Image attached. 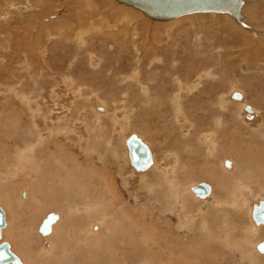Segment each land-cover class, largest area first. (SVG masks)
<instances>
[{"label": "bare ground", "instance_id": "1", "mask_svg": "<svg viewBox=\"0 0 264 264\" xmlns=\"http://www.w3.org/2000/svg\"><path fill=\"white\" fill-rule=\"evenodd\" d=\"M90 2L89 4L92 5V2L91 3ZM90 5H87L88 8L90 7ZM18 6L20 7L22 6V4ZM243 7H244V2L241 8V11L243 10ZM118 8L120 7L118 6ZM17 9H20V8H17ZM30 9H26V10H29L30 12ZM96 9L98 8L96 7ZM14 10L16 9L14 8ZM20 10L22 11V9ZM32 11L34 10L32 9ZM29 14L32 15V13H29ZM114 14L117 16L118 19H122L123 23L122 22L121 23H122V26L124 24L125 32H128L130 28L133 30L136 28L137 23L135 22L136 23L135 24L131 19H129L130 17H128V15H126L125 13L122 14V13L116 12ZM9 15H12V13L11 14L9 13ZM223 15H226V14H223ZM255 15H257V13H255ZM13 18H12V21H13ZM111 18H113V14ZM2 20L0 22H2ZM20 20L22 21V19ZM256 21L264 25L262 16L256 18ZM4 24H5V21H4ZM228 26L230 25L228 24ZM247 26H249L250 28V25H247ZM7 27L5 28L7 29ZM14 27H16V24ZM118 30L120 31V29ZM236 33L238 32L236 31ZM250 33L251 34L249 35L251 37L249 36L250 37L249 39L250 44H248L249 47L247 48L244 47L246 48L245 51L247 52L246 53H243L244 51L242 52L243 53L242 60L244 61L242 65L243 67L246 66V68L248 66L255 67L257 65L259 67H262V65H264V60H261L260 58H261V55L264 54L263 53L264 48H261V46L256 43L257 42L256 37L259 38L258 36L259 33L257 32L256 29H251ZM29 35H31V33L26 32L24 35H22V37H19L20 41H22V45L28 43ZM243 36H242V39H243ZM169 38H170V35H169ZM15 40L17 39L15 38ZM152 40L156 41L157 47L160 45L162 46L159 39L156 40L155 38H152ZM247 40L248 39H246V41L243 42V40L240 41L236 37V39L230 41L229 46H228L227 41L225 42L223 47L222 46L219 47L218 46L219 44L216 45L217 49L219 47L221 51H218V53H215V55L214 54L212 56L210 55L211 59L214 62L215 60L218 61L221 58V57L219 58L218 55L222 54L223 60L224 59L228 60L229 59L228 57L230 56L229 54L232 55L235 53V51L232 49H229V47L236 45L238 46L237 48L238 50L242 46L247 45ZM167 42H169V40ZM174 42H171L170 45H174ZM11 49L12 48L10 47V50ZM161 51L165 52L166 55L171 53L170 57L172 58L176 50L173 51L171 48V51L168 52L165 49L161 48L158 51H153L152 54H154L155 57H157L156 59L158 61H160V57L158 58V56L161 54ZM200 51L201 50H199V52ZM238 51H241V49ZM148 52H149L148 50H146L145 53L143 52L144 53L143 57L144 56L147 57ZM238 55L239 54L235 55L237 60L234 59L233 61L232 59H230L228 60V62L230 64H234L235 62L237 64L240 63L241 58L238 57ZM3 57L6 60L7 56L5 57V55H3ZM189 57L190 58H188L187 56L189 61L193 62L191 56ZM182 58H183V55H182ZM177 60H179L178 56H177L176 62ZM223 60H221V63H223ZM182 61L184 62V60ZM26 64L28 65V63ZM259 64H262V65H259ZM202 66H203V63L202 64L199 63V66L197 64L196 67L198 69L200 67L201 70L205 68L206 70L207 67L205 65L203 67ZM180 68H181L180 64L175 65L172 62V64H170L169 69L166 68V70L165 69L162 70L164 71V75L166 77H169L168 79L172 77V79L176 80V84L174 86H176L177 88L174 89L175 90L174 92L172 91L169 92L170 90H167V89H170V88H168L166 84L162 85L163 87L162 86L157 87L158 88L157 91L156 89H152L155 87L154 85H153L154 87L152 88L147 87L141 90L144 96L143 101L146 100L148 104V108L151 107V105L149 106V104L153 102V100H156L157 102H156V108L154 109L150 108V110L155 114L150 115L148 114L149 113L148 112L147 114L145 113L142 116V118L138 117L137 121H139L140 123L143 122V125L145 127H143V125L141 124H135V126H137L138 127L137 129L141 132V134L143 133L144 135L147 136V138H150L149 137L150 133L151 135L154 134L150 132L151 129L152 131H156L157 129L161 127V129H164L163 130L164 133H166L168 132V129H165V128L168 126L166 124L167 117L165 115L166 114L165 112L167 111V109H171L172 115L170 117L171 121L169 125L172 126L173 128L180 127L181 128L180 131L184 130L186 132L184 136V139L187 138V141H185L186 145L188 144L189 146H193L191 144L192 141L190 139L188 140V138L189 137L191 138V136H194L198 144V148L193 149L194 146L193 147L187 146V148H184V149L178 148L179 150L176 149V151H174L173 153L171 152L173 155V160H172V164L170 163L171 165L167 167V169H169L168 175L164 169L160 170L159 166L161 167L162 165H158L152 153H151L152 163L146 170L135 171L133 168H131L135 171L137 175H139L138 176L139 182L136 183L138 185L136 184L135 185L139 187L140 191L144 188L148 190V191L144 190L147 193L151 191V193L149 192L150 196L145 199V202L138 206L137 205L132 206L128 202L129 198H132L134 201H138V195L130 194V192L133 191L132 188L134 186L131 187V185H129L131 182V178L129 179L130 182H128V178H127L128 176L127 177L125 176L126 174L123 172V170L116 172L117 175L114 174V172L113 173L110 172L109 169L102 170L101 168H97V166H94L93 160H91L90 158H87L89 159L87 160L88 162L86 161L87 164L84 161L82 162V165L84 166L83 168L81 166V162L77 160V156H73V154L71 156L69 154V151L66 149L65 145L62 143V139H66V136L69 135L66 133L68 130L65 129L67 126L64 125L65 121L63 120V115H64L63 113H66V110L64 107L65 103L63 102L56 103V105H58L61 112L59 113V115H56L57 117H55V119L58 122V124H60V126L56 125L54 129H48V128L47 129L46 128L45 129H35L36 128L34 126L35 124L32 123V120L34 118L33 116H31L32 120L29 121L28 123L29 125L27 126V128L22 129L23 126H19L17 124V119L14 118L15 113L12 114L14 111H11L10 109H8L7 106L5 107L4 104L3 105L0 104L1 105L0 123L1 125H4L5 127L3 131L1 130V136H0V204L2 205V207H0V244L6 243L3 239L10 238L12 244L9 245L8 243H6L8 245V250L15 256L16 254H14L12 247L17 251V253L20 256L19 258L21 260L20 261L19 258L16 256L19 264H214V262L217 260L216 258H218L216 257L217 254L220 255L219 250L222 249L221 247L223 243L220 240L226 239L230 241L231 246L233 244H237L236 243L237 241L229 240V238L231 237L232 231L231 232L228 230L219 231V229H221L220 226H223V228L227 227V223L224 221L225 217L220 216V214H214L212 216L203 217L207 211L203 210L201 206L196 209L194 207L195 205L193 206V203L194 202L195 203L196 202L197 203L206 202L207 204H209V202H211L212 199L215 197L214 188L218 190L220 189L219 191H221V194L219 197L223 199V200L218 199L219 201H216L217 205H223V204L225 205L230 202L232 207L233 206L237 207V204H238L236 202L237 201L236 198H237L239 204H242L243 206H247V212L245 213L248 215L251 213V208H252L251 206L253 203H258V201H264V126L261 124L259 128L250 129L249 131H247L246 129L247 124L241 120V113H240V109L241 108L244 109V107H246V105H243L244 97H245L243 96L244 93L242 94L241 92L231 91V90L227 92L226 90L222 89L223 85L218 82L217 85L215 86L209 85L210 86L209 93H211V96L208 93L210 97H214L213 102L216 106L215 111L220 115V116H215L214 114V116L212 117L214 120L215 118H217L215 120L217 127L216 129L209 128L205 132H198L199 128L197 127L200 126V124L194 120L189 119L190 117H188V112L186 111L184 100L183 102L182 101L180 102V100L183 97H185V93H184V96H182L179 90H181L180 89L181 87L187 88L189 90L197 89L196 91L194 92L191 91L190 93H197V96H200V94H202L203 92L197 87L200 84L199 78L201 76L199 78L197 77L198 78L197 80L195 78V80L192 82L190 86L189 85L185 86L183 84L184 77L191 75V72L192 73L195 71L197 72L198 69L194 68L193 65L189 66L188 69H190V71L189 70H188L189 72L186 71L183 74L185 76L179 80V77L182 75L181 73L179 74V72L177 71H180ZM166 71H169V72H166ZM207 71L205 72L202 71L203 72L201 74L202 78L203 76H205L206 78L208 75H210V77L213 78L215 74H217V71L215 70H213V72H211L210 70H207ZM48 73H50V71ZM254 73H253V76H258V72L257 73L254 72ZM222 76L223 78L221 81L224 84H226V82L228 81L227 79L228 77L226 76V78H224L225 77L224 73H222ZM253 76L245 80L242 79L243 81H245V85H246V86L244 85L242 88L243 89L246 88L247 91L249 92L250 88L253 85H255L256 90L254 91V93H256L257 95L258 90H263V85H261L262 83L259 80H257L256 78H253ZM260 76L262 75L260 74ZM150 77H152L151 74H150ZM230 84L232 86L233 82ZM152 90H154V93L152 92L153 94H151ZM234 92L239 93L241 96L240 99H238L237 101H234L233 98H231ZM140 96H142V94ZM197 96L190 95L188 96L187 99H190L192 97L191 100L196 101ZM210 97H209V100H210ZM8 99H9V96H8ZM19 99L21 100V98ZM18 102L21 103V101H18ZM93 103L94 105L98 104L96 103L95 100H93ZM13 105L14 104H12V107H14ZM2 106H4L6 110L2 109L3 108ZM153 107H155V105ZM142 111L143 110H141V112ZM182 111L183 112L186 111V113L185 112L182 113ZM31 112L32 111H30V113ZM51 112L50 114H52ZM250 112L254 113L255 110L251 109ZM224 114H227L230 117V122L227 123L228 125L226 124L225 128H222L223 127L222 123H224L222 122V116ZM148 116L152 118L151 121H148L149 119ZM95 119H96V116H95ZM125 120L127 119L125 118ZM263 120L264 119H262V121ZM54 121L55 120H53V122ZM25 123H27V120ZM196 125L198 126L196 127ZM229 125H231L230 129L227 128V126ZM164 126L165 128H163ZM241 127L242 128L246 127V128L240 129ZM175 130L177 129H174V131ZM190 130H191V134H190ZM137 137L141 139L142 142L147 144L140 135H137ZM125 139H124L123 145H125ZM255 139H257L256 142H254ZM262 143H263V146L261 148L258 147L259 145H256V144H262ZM124 147L126 149V151L125 150L124 151L126 152V156H127L128 151H127L126 146ZM86 153H87V157L89 156L91 158L93 157L92 152L88 151ZM260 153H262V155ZM182 154H184V157L186 159L185 164L179 163L181 161L180 155ZM185 154H187V156ZM166 156L167 155H165V157ZM189 157H194L195 159L199 157L203 159L202 164L198 166V168H200L199 171L194 172L195 165L192 167ZM226 157H230V158L232 157L233 158L232 162L230 160H226L223 162V160ZM96 159L99 160L98 158ZM127 160H128V163L125 162V160L123 161L125 162V164L127 163L130 165L128 158ZM226 162H228L229 167H226L225 165ZM85 164L88 166L85 167ZM155 169L157 170L158 173L159 172L161 173L160 185L162 188H157L158 186L157 183H158L159 178L155 180L157 183H153V185H152V182H150L151 180L150 177L145 178L147 180L144 179V177L146 176L145 172H147L148 170L153 171ZM129 173L132 176L131 172ZM114 175H116L117 177ZM194 177H199L202 179L206 177L208 178L207 180L210 179L213 183V185L204 183L208 185L209 193L203 198L195 196V197H198L200 200L195 198L194 196H191L190 191H189L191 190V187H194L196 185L187 186V184L190 183L191 180L194 179ZM13 180L14 181L16 180L18 182L17 186L11 184L13 183ZM118 180L122 181L121 185L118 184ZM149 186H151L152 188H150ZM137 187L134 190L135 193L138 189ZM10 188L12 190H10ZM255 190H257L258 192L257 191L256 192L260 193L261 196L263 197L257 198V199L255 198L254 201L252 200L250 204H247L245 197L249 195L250 193L254 192ZM52 207L59 208L60 214L52 212V213L43 215V212L45 210L52 208ZM176 208L179 211H181V214H180L179 222L177 223V225L175 226L176 228H175L171 224V222H169V220L167 221L166 216L167 215L174 216ZM8 215L10 216L9 218H8ZM40 215L41 217H39ZM48 215H54L56 218L50 224V231H49L48 236H43L39 232V226L43 223V221L48 219ZM198 215H202L203 218L201 217L202 219L200 218L201 220H199V222L198 221L196 222ZM249 219L251 221H248V222L253 223V224L251 223V225H253L251 226V228L254 231L251 232L250 230V233L243 232L240 238L242 239L243 236L245 237L246 234L250 235L251 233L256 238H259V237L264 238V224H260V225H263L262 228L257 227L260 225H255L251 217ZM92 224L97 226L96 230H92L91 228V226H93ZM181 231H186L187 235H180ZM2 240L3 242H1ZM243 242L245 243L246 241L244 240ZM257 243L259 242H255V243L250 242L247 248L250 253L252 252V256L254 257L253 258L254 264H264V258H263L264 256L258 257V255L261 256L262 253H259L256 250ZM244 245L246 246V244H242L240 246L233 245V248L240 249L241 255H243L244 254L243 249L245 248ZM229 248H226L225 246L226 250ZM253 249H255L256 252L253 251ZM227 251L231 252V250H227ZM244 261L246 260L244 259ZM6 264H12V263L8 262Z\"/></svg>", "mask_w": 264, "mask_h": 264}, {"label": "rangeland", "instance_id": "2", "mask_svg": "<svg viewBox=\"0 0 264 264\" xmlns=\"http://www.w3.org/2000/svg\"><path fill=\"white\" fill-rule=\"evenodd\" d=\"M88 1L89 2L91 1L92 5H90ZM88 1L87 0H25V1L0 0V9L3 7L0 11V16H2L0 17V21L2 19L5 21V24L3 20L2 22H0V58H1L0 60H2L0 61V104L1 105L4 104L5 107L7 106L8 109L14 111L12 114L15 113L14 118L17 119V124L19 126H23L22 129L27 128V126L29 125L28 124L29 121L32 120L31 116L34 117L33 118L34 121L32 120V123L35 124L34 125L36 127V128L34 127L35 129H45V128L54 129L56 125L60 126V124H58V122L55 119V117H57L56 115H59V113L61 112L58 105H56V103L59 102L65 103L64 107L66 113H63L64 114L63 120L65 121L64 125L67 126L65 129L68 130V131L66 130L67 131L66 133L69 135L66 136V139H62V143L69 151V154L71 156L72 154L73 156H77V160L81 162V166L83 168L84 166L82 165V162L84 161L87 164L88 162L87 160H89L87 158H90L91 160H93L94 166H97V168H101L102 170L109 169V171L112 173L114 172V174H116V172L123 170V172L126 174L125 176L126 177L128 176L127 177L128 182H130L129 179L131 178L132 183L130 182L129 185H131V187L134 186L133 187L134 189L132 188L133 191H131L130 194L138 195V201H134L132 198H129L128 202L132 206L134 205L138 206L145 202V199L150 196L151 191H149L150 193L149 192L147 193L146 191L148 190H146V188L140 191L139 187L136 186L138 185L136 183L139 182L138 181L139 175H137L135 171L131 169L132 167L129 164H127L128 160L125 152L126 149L123 143H124V139L127 137L128 134H137L144 139V141L147 143L146 145L150 148L155 161H157L158 165H162L161 167L159 166L160 170L164 169L167 175L169 172V169H167V167H169V165L172 164V160H173L172 153L176 151V149L178 148L184 149L187 148V146L188 147L194 146L193 149L198 148V144L194 136L188 138V140L190 139L192 141L191 144L193 146H189L188 144L186 145L185 141H187V138L184 139L186 132L184 130L180 131L181 130L180 127L173 128L172 126L169 125L171 121L170 117L172 115L171 109H167L166 112L163 111L166 113L165 115L167 117L166 124L168 127L166 128L165 126L163 127L165 129H168V132L166 133H164L163 131L164 129H161V127L157 129L158 131L157 130L152 131L151 129L150 132L154 134L151 135L150 133L149 135L150 138H147V136L144 135L143 133L141 134V132L137 129L138 127L135 126V124L143 125V122L140 123L139 121H137L138 117L142 118V116L145 113L147 114L148 112H149L148 114L150 115L155 114L150 110V108L151 109L156 108L157 101L153 100V102L149 104V106L151 105V107L148 108V104L146 100L143 101L144 96L141 91L142 89H145L147 87L152 88L155 86L152 89H156L157 91L158 90L157 87L162 86L164 84H166V86L170 88L167 89L170 90L169 92L171 91L174 92L175 91L174 89L177 88L176 86H174L176 84V80L172 79V77L168 79L169 77H166L164 75V71H162L164 69L166 70V68L169 69L170 64H172V62L175 65L177 64L181 65L180 71H177L179 72V74L181 73L182 75L179 77V80L185 76L183 74L186 71L188 70L190 71V69H188L189 66L193 65L194 68H197L196 67L197 64L199 66V63L201 64L203 63V66L205 65L207 67L206 70L205 68L201 70V68L199 67L200 70L197 68L198 69L197 72L196 71L193 73L191 72V75L184 77L183 79L184 81L183 84L185 86L186 85L190 86L192 82L195 80V78L197 80L201 76L199 78L200 84L197 87L203 92L202 94H200V96H197V93H190L191 91L194 92L197 89L189 90L187 88L181 87L180 88L181 90H179L182 96H184L185 93V97H183L180 100V102L181 101L183 102L184 100L185 108L186 111L188 112V117H190L189 119L194 120L200 124V126L196 125V127L198 126L197 128H199L198 132H205L209 128L216 129L217 127L215 122L217 118H215L214 120L212 117L214 116V114L215 116H220V115L215 111L216 106L213 102L214 97H210L211 93H209V90L211 85L215 86L217 85L218 82L223 85L222 89L226 90L227 92L231 90V91L241 92L242 94L244 93L243 96L245 97H244L243 105L249 106L251 109L255 110L254 113H251L244 111L245 109L243 108L240 109L241 120L247 124V128L245 127L247 131H249L250 129H257L260 127L261 124L264 126V120L262 121V119H264V115H263L264 65L259 64L262 65V67H259L257 65L255 67L248 66L247 68L246 66L243 67L242 65L244 63V61L242 60V55L243 53L247 52L245 50L247 47H249L248 44H250L249 39L251 36L249 34H251L250 33L251 29L257 30V32L259 33L258 35L259 38L256 37L257 38L256 43L259 44L261 48H264V43H263L264 25L256 21V18L260 16H262L264 21V0H243L244 7L243 10L241 11L242 20L243 22H245V24L250 25L251 29L249 30L235 23L233 19L228 15H223V14H213V13L192 14L184 17H179L173 20H169L166 22H156L148 19L141 12L137 10L134 9L130 10V8L126 6L116 4L113 0H88ZM20 2L22 6L19 7L18 5H21ZM87 5H90L91 8L90 7L88 8ZM118 6L121 9L118 8ZM16 7L22 9L23 12L20 9H17ZM96 7L98 9H96ZM14 8L16 10H14ZM26 9H30V12L29 10ZM32 9L34 11H32ZM116 12L122 14L125 13L126 15H128V17H130L129 19H131L134 23L135 22L137 23V26L135 25L136 28L134 30L130 28L128 32H125L124 24L122 26L123 21L122 19L117 18V16L114 14ZM9 13L10 14L12 13V15H9ZM29 13H32L33 16L30 15ZM255 13H257V15H255ZM112 14H113V18H111ZM68 15L69 16L71 15L72 17L71 16L69 17ZM28 17L30 18V20ZM107 17L110 18L108 19ZM20 19H22V21ZM14 23L16 24V27H14L15 26ZM227 23L230 26H228ZM5 27H7V29ZM118 29H120V31ZM29 30L32 32H30ZM236 31L238 33H236ZM26 32L31 33V35H29L30 41L28 39V43L22 45V41H20L19 37H22V35H24ZM168 34L170 35V38ZM236 37L240 41L243 40V42H245L246 39H248L247 40L248 46L244 45L238 49V50L241 49V51L237 50L238 46L236 45H233L234 47L233 46L229 47V49L234 50L235 53L232 55L229 54L230 56L228 57L229 58L228 60L230 59H232L233 61L234 59L237 60L235 55L239 54L238 57L241 58V62L238 63L239 65L236 62H235L236 64L234 63L235 65L230 64L227 59L223 60L222 54L218 55L219 58L221 57L220 60H218L219 62L217 60H215L214 62L211 59V56L213 54L215 55V53H218V51H221L219 47L221 46L223 47L226 41L229 46L230 41L236 39ZM15 38L17 40H15ZM152 38H155L156 40L159 39L162 46L160 45L157 47L156 41L152 40ZM168 40L169 42H167ZM171 42H174V45H170ZM216 45L219 46L218 49ZM10 47L12 48L11 50ZM161 48L165 49L168 52L171 51V48L173 51L174 50L176 51L174 52L172 58L170 57L171 53L166 55L165 52L161 51V54L158 56V58L160 57V61H158L156 59L157 57H155V55L152 53L153 51H158ZM31 50L33 53L31 52ZM142 50L144 53L146 50L149 51L147 57L145 56L143 57L144 53L142 52ZM199 50L201 51L199 52ZM7 52H9L10 55ZM263 53H264V49H263ZM2 54L5 55V57L7 56L6 60ZM177 56L179 60H177L176 62ZM187 56L188 58H190L189 56H191L193 62L189 61ZM180 59L184 60V62ZM260 59L264 60V54L261 55ZM221 60H223V63H221ZM26 63H28V65ZM41 64H43L44 66ZM207 70H210L211 72L215 70L217 71V74H215L213 78L210 77V75H208L206 78L205 76H203L202 78L201 74ZM49 71L50 73H48ZM254 72L256 73L258 72V76H253ZM222 73H224L225 75L224 78H226V76L228 77L227 78L228 81L226 82V84H224L221 81L223 78ZM150 74L152 77H150ZM260 74L262 76H260ZM252 76L253 78L259 80L262 83L261 85H263V90H258L257 95L256 93H254V91L256 90L255 85L252 86L253 88L252 87L250 88L249 92L247 91L246 88L245 89L242 88L245 85V81L243 80L248 79L249 77ZM232 82L233 84L231 86L230 83ZM152 92L154 93V90L151 91V94H153ZM140 93L142 94L143 98L142 96H140L141 95ZM208 93L210 94V96L208 95ZM190 95L197 96L196 101L191 100L192 97L190 99H187L188 96ZM8 96L9 99L11 98L10 99L11 101L8 99ZM17 97L21 98V100ZM93 100H95L96 103L98 104L94 105ZM233 100L237 101L236 99ZM18 101H21V103ZM12 104H14L13 105L14 107H12ZM17 104L19 105V107ZM154 105L155 107H153ZM2 107H3L2 109L6 110L4 106ZM141 110L143 111L141 112ZM30 111H32L33 113L31 112L32 113L31 114ZM186 111L184 112L186 113ZM50 112L52 114H50ZM184 112L182 111V113ZM148 117H149L148 121H151L152 118L150 116ZM125 118L127 120H125ZM26 120L27 123H25ZM53 120L55 121L53 122ZM18 122L21 124H19ZM222 122H221L223 126L222 128H225L226 124L230 122V117L227 114H224L222 116ZM230 126L231 125L227 126V128L230 129ZM143 127L145 126L143 125ZM4 128H5L4 125H1L0 123V136H1V130L3 131ZM245 128L241 127L240 129H245ZM174 129L177 130L174 131ZM190 134H191V130H190ZM256 141L257 139L254 140V142ZM256 145H259L258 147L261 148L263 146V143ZM88 151L93 153L94 159L93 157L91 158L90 156L87 157L86 152ZM260 154L262 155V153ZM165 155L167 156L165 157ZM185 155L187 156V154ZM180 157H181L180 158L181 161L179 163L185 164L186 159L184 157V154L180 155ZM194 157H189V159L192 167L195 165L194 172H197L200 170L198 166L202 164L203 159L199 157L195 159ZM96 158H98L99 160H97ZM226 158L223 160V162L226 160H230L232 162L233 160L232 157L231 158L226 157ZM123 160H125V162L127 163L125 164ZM86 164L85 167L88 166ZM129 172H131L132 176L130 175ZM156 172H157L156 169L153 171L148 170L147 172H145L146 176L143 174L145 176L144 179L150 177L151 178L150 182H152L153 185V183H157L155 180L159 178L157 183L158 184L157 188H162L160 185L161 173L160 172L156 173ZM205 178L206 177H204L203 179L199 177H194V179H192L191 182L187 184V186L197 185L200 183H207L209 185H213L210 179L207 180L208 178L206 179ZM11 184L17 186L18 182L16 180L15 181L13 180V183ZM118 184L121 185L122 181L118 180ZM136 187L138 189L135 193L134 190L136 189ZM149 187L152 188L151 186ZM10 190L12 189L10 188ZM219 190L214 188L215 197L212 199L211 202H209V204H207L206 202L204 203L194 202L193 206L195 205L194 207L196 209L201 206L203 210L207 211L203 217L212 216L214 214H220V216L225 217L224 221L227 223V227L223 228V226H220L221 229H219V231L220 230H228L230 232L232 231L229 240L237 241L236 242L237 244H233V243L232 244L234 246L236 245L240 246L242 244H246V246L244 245L245 247L243 249L244 254L241 255L240 249L233 248V245L231 246L230 241L226 239L220 240L223 243V245L221 247L222 249L220 248L221 250H219L220 255L217 254L216 256L218 258H216L217 260L215 261L216 263L214 262V264H248V263L254 264L253 261L254 257L252 256V252L250 253L248 251L247 246L250 242L253 243L262 242V241L264 242V238H260V237L256 238L252 233H251L252 235L246 234L245 237L243 236L244 239L240 238L243 232L250 233V230L251 232L254 231L251 228V226H253L251 225L252 222H248L251 221L249 219L250 214L248 215L245 213L247 212V206H243L242 204H239L237 198H236L237 200L236 202L238 203L237 207L235 206L232 207L230 202L225 205L224 204L217 205L216 201L223 200L222 198L219 197L221 194V191ZM189 191L191 196L195 197L193 192L191 190ZM256 191L257 190H255L254 192L250 193L245 197L247 204H250V202H252V200L254 201L255 198L257 199L263 197L261 196L260 193H257L258 191L257 192ZM195 198L199 199L198 197ZM0 207H2L1 204ZM47 210L43 212V215L52 212L60 214L59 208L52 207ZM180 214L181 211H179L176 208L174 216L173 215L166 216L167 221L169 220V222H171V224L175 227L179 222ZM41 215L39 217H41ZM9 217L10 216L8 215V218ZM201 217L202 215H198L196 222L197 221L199 222V220L203 218ZM257 227L262 228L263 225ZM91 228L92 230H96L97 226L93 225L91 226ZM180 235H187L186 231H181ZM43 236H48V234ZM3 240L9 245L12 244L10 238H5ZM3 240L1 242H3ZM242 240L243 241L245 240L246 242L244 243ZM225 246L226 248L232 247L233 249L232 248L227 249V250H231V252H229L225 249ZM12 249L14 254H16V256L19 258L20 256L17 253V251L13 247ZM253 251L256 252L255 249H253ZM262 256H264V254H261V256L258 255V257H262ZM243 258L246 261H244Z\"/></svg>", "mask_w": 264, "mask_h": 264}, {"label": "water", "instance_id": "3", "mask_svg": "<svg viewBox=\"0 0 264 264\" xmlns=\"http://www.w3.org/2000/svg\"><path fill=\"white\" fill-rule=\"evenodd\" d=\"M116 4L141 12L145 17L156 22H166L179 17L192 14H226L230 16L235 23L250 29L243 20L241 8L242 0H113ZM240 94L234 92L233 99H240ZM245 111L250 112V107H244ZM127 148V158L135 171H144L152 163L150 148L137 137L136 134H129L125 139ZM229 167L228 162L225 163ZM195 196L205 197L209 193L208 185L204 183L191 187ZM250 217L255 225L264 224V201H258L251 206ZM2 218V216H1ZM54 215H48V219L39 226V232L42 235L49 234L50 224L55 220ZM3 221V220H2ZM256 250L264 254V242L256 244ZM19 264L18 259L8 250L6 243L0 244V264Z\"/></svg>", "mask_w": 264, "mask_h": 264}]
</instances>
